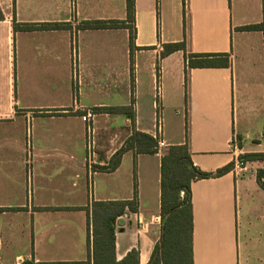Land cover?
<instances>
[{"label": "crops", "instance_id": "obj_1", "mask_svg": "<svg viewBox=\"0 0 264 264\" xmlns=\"http://www.w3.org/2000/svg\"><path fill=\"white\" fill-rule=\"evenodd\" d=\"M0 10L1 264H93V203L134 194L137 211L116 220L114 262L135 249L137 264H147L161 232V150H127L115 169L98 167L133 130L155 137L157 116L166 146L183 143L187 126L200 170L233 163L191 181L193 264H264L256 181L264 162L235 168L240 154L264 151V28L239 29L264 25V0H134L132 50L127 27H84L125 21L126 0H0ZM13 12L35 28L14 30ZM45 24L61 26L38 27ZM183 39L186 52L160 57L164 43ZM191 53H223L228 62L187 68ZM119 106L130 107L106 110ZM85 108L95 111L92 155ZM180 110L181 135L164 131ZM112 115L122 116L119 129L109 127Z\"/></svg>", "mask_w": 264, "mask_h": 264}, {"label": "trees", "instance_id": "obj_2", "mask_svg": "<svg viewBox=\"0 0 264 264\" xmlns=\"http://www.w3.org/2000/svg\"><path fill=\"white\" fill-rule=\"evenodd\" d=\"M185 3V0H183ZM127 18L125 21L99 20L86 21L84 27H127L130 29V45L132 50V23L134 20V0H126ZM3 15L0 10V19ZM13 29H32L35 26L17 23L14 12L12 17ZM61 24H45L39 28H56ZM263 23L249 24L239 27L241 30H263ZM185 35V31H184ZM160 57H164L177 50H185V39L179 42L164 43ZM223 53H191L186 56V67H213L227 65V57ZM132 56L130 72L132 76ZM158 76V64L156 66ZM185 102L188 99V76L185 68L184 77ZM132 102V101H131ZM130 106L108 107L112 113H124ZM156 138L152 135L133 130L126 138L124 144L112 155L107 165L98 169L111 171L119 163L122 154L127 150L134 153H156ZM242 162H264V151L245 152L238 156ZM233 167L229 163L215 172H205L196 167L190 156L188 148V132L185 125V141L161 149L160 157V216L161 232L159 240L155 243L147 264H193L192 260V206L191 181L211 176H219ZM256 181L264 190V167L256 170ZM136 194L130 200L96 201L92 205L93 234L95 235L92 249L93 264H137L138 252L132 249L120 261L114 262V232L116 220L126 210L137 211ZM1 264V263H0ZM19 264H89V260L76 262H35L25 260Z\"/></svg>", "mask_w": 264, "mask_h": 264}, {"label": "built area", "instance_id": "obj_3", "mask_svg": "<svg viewBox=\"0 0 264 264\" xmlns=\"http://www.w3.org/2000/svg\"><path fill=\"white\" fill-rule=\"evenodd\" d=\"M95 116V111L92 109V108H85L83 109V112L81 114V119L83 122H85L86 124V132H87V148L90 152V149H91V155H92V144H93V140H92V133H93V129L91 127V122L93 120ZM162 124H161V119L159 118V116H157V119H156V150L157 151H160L162 148H165L166 147V144L165 142L163 141L162 137H161V132H162ZM237 140H235L236 142ZM90 162V161H88ZM245 162H242L241 160L237 159L235 161V168L238 170V169H241L243 168Z\"/></svg>", "mask_w": 264, "mask_h": 264}, {"label": "rangeland", "instance_id": "obj_4", "mask_svg": "<svg viewBox=\"0 0 264 264\" xmlns=\"http://www.w3.org/2000/svg\"><path fill=\"white\" fill-rule=\"evenodd\" d=\"M181 113L182 110H180V114L178 115L179 117L175 118L173 117L172 121H167L164 120V131H173L174 133H177L179 136L182 133V124H181ZM122 122V116L120 115H112V117L108 120V125L109 127L113 128V129H119L120 124Z\"/></svg>", "mask_w": 264, "mask_h": 264}]
</instances>
